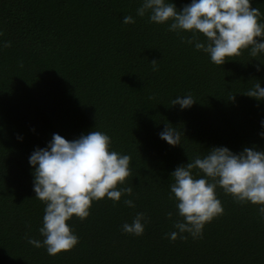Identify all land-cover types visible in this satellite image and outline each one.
Returning a JSON list of instances; mask_svg holds the SVG:
<instances>
[{"label": "trees", "instance_id": "16d2710c", "mask_svg": "<svg viewBox=\"0 0 264 264\" xmlns=\"http://www.w3.org/2000/svg\"><path fill=\"white\" fill-rule=\"evenodd\" d=\"M172 2L180 10L191 0ZM139 6L140 0H0V44L11 43L0 47V264H264L259 206L219 187L223 214L204 225L200 238L166 236L181 219L169 199L177 166L213 147L264 151V100L245 95L256 81L264 88V55L253 58L246 49L217 66L184 42L191 32L150 23L136 15ZM251 7L264 19V0H251ZM129 15L135 22L124 24ZM188 94L196 101L190 108L172 105ZM166 123L183 132L181 145L159 138ZM92 130L130 157V175L118 187H132V195L93 201L87 218L68 221L77 245L49 255L28 243L43 239L45 207L35 198L28 158L54 133L72 140ZM138 212L147 220L143 234L122 232Z\"/></svg>", "mask_w": 264, "mask_h": 264}, {"label": "clouds", "instance_id": "9594fccd", "mask_svg": "<svg viewBox=\"0 0 264 264\" xmlns=\"http://www.w3.org/2000/svg\"><path fill=\"white\" fill-rule=\"evenodd\" d=\"M136 15H147L150 23H167L170 32H191V38L184 42L206 53L217 66L246 49L253 58L264 55V19L258 8L251 7V0H191L180 10L172 0H140ZM134 22L130 15L123 18L124 24ZM10 46L8 41L0 44ZM151 63L155 69L157 61ZM256 67L261 70L260 65ZM245 95L264 100V88L256 81ZM195 102L188 94L176 96L171 103L185 110ZM260 126L264 129V120ZM158 135L170 146L181 145L184 136L180 129L167 123ZM259 136L264 139V131ZM110 145L111 138L106 133L92 130L72 140L54 133L45 147L34 149L28 158L33 169V191L45 207L39 228L43 239L28 238L30 245L44 247L49 255L71 250L78 243L68 223L73 216L84 220L93 201L107 197L115 203L122 195H132V187H118L130 175V157L111 150ZM194 169L198 170L195 175ZM170 177L173 182L169 185V199L175 201L177 216L181 218L173 222L177 231L166 234L172 241L178 236L186 239L184 233L200 238L204 225L223 214L216 195L218 187L239 203L258 205V212L264 217V151L245 147L234 153L225 146L213 147L203 157L197 155L177 166ZM123 203L135 207L131 199ZM167 216L171 219L172 213ZM145 223V214L138 212L131 223L121 225V230L140 236Z\"/></svg>", "mask_w": 264, "mask_h": 264}]
</instances>
